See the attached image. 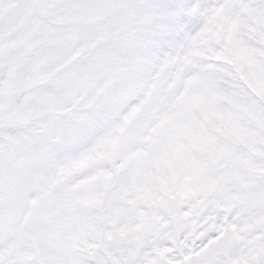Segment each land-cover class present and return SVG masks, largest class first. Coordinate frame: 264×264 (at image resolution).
<instances>
[{"label":"snow or ice","instance_id":"obj_1","mask_svg":"<svg viewBox=\"0 0 264 264\" xmlns=\"http://www.w3.org/2000/svg\"><path fill=\"white\" fill-rule=\"evenodd\" d=\"M0 264H264V0H0Z\"/></svg>","mask_w":264,"mask_h":264}]
</instances>
